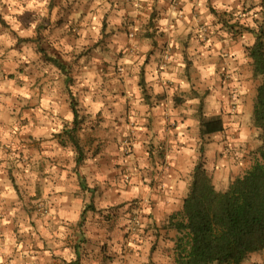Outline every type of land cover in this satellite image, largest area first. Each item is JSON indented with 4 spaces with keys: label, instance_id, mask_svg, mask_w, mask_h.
<instances>
[{
    "label": "clouds",
    "instance_id": "clouds-1",
    "mask_svg": "<svg viewBox=\"0 0 264 264\" xmlns=\"http://www.w3.org/2000/svg\"><path fill=\"white\" fill-rule=\"evenodd\" d=\"M258 46L264 0H0V264H264Z\"/></svg>",
    "mask_w": 264,
    "mask_h": 264
},
{
    "label": "trees",
    "instance_id": "trees-1",
    "mask_svg": "<svg viewBox=\"0 0 264 264\" xmlns=\"http://www.w3.org/2000/svg\"><path fill=\"white\" fill-rule=\"evenodd\" d=\"M257 60V70L264 71V47L258 46L254 52ZM258 119H264V95L256 104ZM243 198L246 201V208L248 210H255L256 214L264 219V169L256 168L248 176L246 182L239 186L232 194V199L229 201V205L232 206L235 211L243 216L245 215V207H239L238 202ZM189 212L194 218L199 217L200 211L196 204H192L189 207ZM200 252V249L193 250L192 264H196L198 257L196 253Z\"/></svg>",
    "mask_w": 264,
    "mask_h": 264
}]
</instances>
